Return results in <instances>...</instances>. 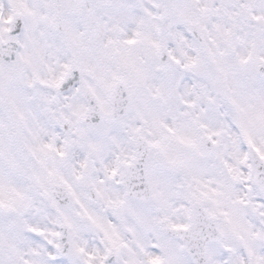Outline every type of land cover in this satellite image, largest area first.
Here are the masks:
<instances>
[{
	"label": "snow or ice",
	"instance_id": "1",
	"mask_svg": "<svg viewBox=\"0 0 264 264\" xmlns=\"http://www.w3.org/2000/svg\"><path fill=\"white\" fill-rule=\"evenodd\" d=\"M0 264H264V0H0Z\"/></svg>",
	"mask_w": 264,
	"mask_h": 264
}]
</instances>
